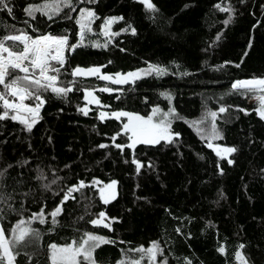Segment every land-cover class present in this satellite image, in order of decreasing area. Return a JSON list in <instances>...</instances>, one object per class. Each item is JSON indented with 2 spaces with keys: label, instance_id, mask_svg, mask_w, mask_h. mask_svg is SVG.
<instances>
[{
  "label": "trees",
  "instance_id": "trees-1",
  "mask_svg": "<svg viewBox=\"0 0 264 264\" xmlns=\"http://www.w3.org/2000/svg\"><path fill=\"white\" fill-rule=\"evenodd\" d=\"M41 3L44 0H9L13 11L9 15L0 10V37L21 29L33 36L67 34L70 43H75L79 9L90 8L100 18L86 35L88 46L66 52L60 77L65 85L73 80L70 73L76 66L106 65L101 74L114 75L152 64L165 68L167 74L146 76L127 85L95 76L77 77L66 98L45 94L42 119L31 132L18 122L0 121V170L7 169L0 179V195L10 197L7 203L0 202L6 229L20 219L28 220L41 208L47 215L67 188L81 180L89 185L93 180L102 182L73 193L75 199L63 205L55 230H50V217L45 224L32 222L42 239L38 247L27 249L31 264H49V244L71 243L85 231L116 241L96 250L97 264L127 260L137 255L128 249L147 248L153 241L160 243L161 258L166 257L168 264H240L237 252L248 264H264V120L255 111L259 105L246 103L245 96L238 93L226 95L236 80L264 77V0H151L155 12L147 11L139 0H73L76 11L65 9L52 21L36 13L33 20L24 9ZM217 4L231 11H221ZM65 14L72 19H65ZM229 16L231 22L225 25ZM109 17H123L112 25V31L120 35L107 48L92 47L90 41L106 42L100 26ZM129 25L136 29L135 35L130 29L123 31ZM217 35H221L219 41ZM106 85L114 91H99ZM85 89L93 92L99 105L88 103ZM162 92L169 93L171 101ZM222 105L229 109L216 120L223 139L212 143L237 149L226 159L217 157L185 122L197 121L206 110L218 111ZM154 107L162 111L175 108L183 118L172 123L179 138L172 144L137 145L134 154L128 148L121 153L111 140L122 131L127 118H98L100 112L119 110L147 116ZM79 108L90 110L89 114L83 115ZM201 127L208 132L210 118ZM116 143L129 141L121 135ZM100 144L109 147L100 148ZM133 158L143 165L139 174ZM227 159L234 163L228 164ZM41 170L46 179H37ZM112 180L118 182V197L105 205L97 189ZM45 184L50 187L46 189ZM100 211L116 218L112 231L88 223ZM17 264H29V258L21 254Z\"/></svg>",
  "mask_w": 264,
  "mask_h": 264
},
{
  "label": "snow or ice",
  "instance_id": "snow-or-ice-1",
  "mask_svg": "<svg viewBox=\"0 0 264 264\" xmlns=\"http://www.w3.org/2000/svg\"><path fill=\"white\" fill-rule=\"evenodd\" d=\"M80 3H84L85 0H79ZM88 3H95L96 0H87ZM140 3L145 5L147 11H157L151 0H139ZM216 7L225 12H230V7H221L217 4ZM65 9L76 11L73 4V0H44V3L36 5H28L24 11L33 20L36 19V13L47 17L49 21L54 20L55 17L61 15ZM0 10H6L9 15L12 14V7L9 6V0H0ZM65 19H72L71 15L65 14ZM100 19L94 10L90 8H80L79 15L75 19L76 25H78L79 31L77 33L78 40L75 43H70L69 36L54 35L52 33H44L40 35H30L27 31L16 29L14 32L6 34L0 37V121L11 120L21 124L27 132H31L34 126L42 119L41 110L46 104V93H51L58 98L64 99L70 92L73 91V86L76 84L77 77H90L95 76L97 79L111 82L116 85L135 84L138 80L143 79L146 76L156 75L163 76L167 74V70L158 65L149 64L147 68L137 69L128 73H115L114 75L101 74V68L105 66H93V67H80L76 66L71 70L70 75L73 77L72 81H69L67 85L60 79L64 74L65 65L67 63V56L65 53H74L76 49L80 47H86L85 43L86 35L93 32L92 25ZM123 17H109L105 18L101 27V35L105 37L106 42L100 44L98 41H90L92 47L107 48L108 44L112 42V38L119 36L120 32L112 31V25L122 20ZM232 17L229 16L224 21L225 25L231 22ZM25 23H28L25 21ZM31 27V25H29ZM131 31V34H136V29L131 25L123 31ZM33 32H38V29L32 28ZM221 35H217L216 40L219 41ZM11 42V43H9ZM252 43L249 41L248 48L251 49ZM123 51V49H121ZM247 52L244 53L246 57ZM111 63V61H109ZM243 63V59L241 60ZM224 65H221L223 67ZM237 68L240 64L235 65ZM85 99L88 103L100 104L98 98L93 95V92L85 89ZM101 92H113L114 89L107 85L101 89ZM122 91V90H117ZM238 93L243 96L259 95V106L255 109L260 119L264 120V77H253L251 79L236 80L231 84V91L226 95H232ZM161 96L171 101V95L166 92H162ZM92 97V99H89ZM120 99V96L116 97ZM223 98V97H221ZM107 107V106H105ZM227 106H220L218 111L206 110L203 116L197 121H185L189 123L202 140L207 141V147L212 148L217 157L220 159H226L229 155L235 153L237 149L235 147H221L220 145H214L212 142L215 140L223 139L222 133L219 131L216 125V120L219 114L228 112ZM248 115L249 112L243 108L238 109ZM79 111L87 116L90 110L85 108H79ZM122 117H126L127 120L122 124V131L116 133L111 137L113 146L121 151L125 148L132 149L133 154L137 145H160L161 142L166 144H172L179 138V133L174 132L172 129L173 120L183 119L178 115L174 107H170L167 111H162L159 107H154L151 114L144 116L135 112H128L124 110L113 111L110 114L107 112L99 113V120L104 121L106 118H114L120 120ZM210 118L211 128L208 132L204 131L201 125H204ZM121 135L127 136L129 143L120 144L116 143L117 138ZM100 148L109 147L107 144H100ZM203 158V157H201ZM126 163L128 161H125ZM136 166V173L139 174L142 163L133 158L131 161ZM24 163H27L25 161ZM228 164H233L232 159H227ZM12 167V165H8ZM151 167V165H149ZM219 168V164H217ZM7 169L0 170V179L5 176ZM221 174L223 170L220 169ZM37 179H46L41 170V175ZM52 184L56 183V180L51 181ZM117 181L112 180L110 183L103 184L102 187H98V194L101 202L105 205L109 204L116 198V186ZM102 184L101 181L93 180L91 185L86 184L83 180L79 181L77 185H72L64 192L63 198L60 203L50 213L45 215L44 209L38 213H33L28 220H18L10 229L4 227V215L3 209H0V264H17V257L24 254L29 258V264H31V253L27 251L30 247H38L39 242L42 239V233L33 227L32 222L38 221L40 224L48 222V217L51 218L52 229L60 225L58 217L63 212V205L69 199H75L73 193L81 192L87 187H96ZM47 189L49 184H45ZM27 195V193L25 194ZM10 197L0 195V202L7 203ZM8 207L10 210L11 205ZM83 219V217H81ZM116 222V218L108 217L105 211H100L96 218L88 221L94 228L103 227L112 231V223ZM179 231V229H177ZM124 243V241H120ZM112 244L115 245L116 241L112 240L104 235L95 234L90 231L83 232L79 240H73L71 243L65 245H58L51 243L48 245L47 258L49 264H97L94 258V253L102 245ZM241 248L244 246L241 245ZM139 253L137 259L132 260H120L117 264H168L167 258L158 260V257L164 256V250L161 248L158 241L151 242V245L147 248L140 246L136 249H128L127 252ZM224 251L223 248L220 249ZM127 252L125 256H127ZM237 260L240 264H248L247 259L243 257L240 252L236 253ZM187 264H191L188 261Z\"/></svg>",
  "mask_w": 264,
  "mask_h": 264
},
{
  "label": "rangeland",
  "instance_id": "rangeland-1",
  "mask_svg": "<svg viewBox=\"0 0 264 264\" xmlns=\"http://www.w3.org/2000/svg\"><path fill=\"white\" fill-rule=\"evenodd\" d=\"M66 54V53H65ZM259 95L260 94H257V95H249V96H245V101L246 103L248 104H255V105H259ZM89 99H92V97H89ZM88 101V100H87ZM95 255V253H94ZM139 257V253H137V255L131 257V258H128L127 260H132V259H137ZM158 260H163V258L161 257H158ZM143 264H146V262H143Z\"/></svg>",
  "mask_w": 264,
  "mask_h": 264
},
{
  "label": "water",
  "instance_id": "water-1",
  "mask_svg": "<svg viewBox=\"0 0 264 264\" xmlns=\"http://www.w3.org/2000/svg\"><path fill=\"white\" fill-rule=\"evenodd\" d=\"M117 197H118V184H117V186H116V198H115L114 200H116ZM114 200H112L111 202H113ZM111 202H110V203H111Z\"/></svg>",
  "mask_w": 264,
  "mask_h": 264
}]
</instances>
